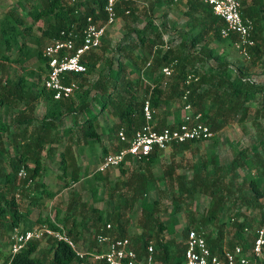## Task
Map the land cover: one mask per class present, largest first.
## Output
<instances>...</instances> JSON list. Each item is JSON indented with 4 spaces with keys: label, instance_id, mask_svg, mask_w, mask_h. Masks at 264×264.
<instances>
[{
    "label": "trees",
    "instance_id": "obj_1",
    "mask_svg": "<svg viewBox=\"0 0 264 264\" xmlns=\"http://www.w3.org/2000/svg\"><path fill=\"white\" fill-rule=\"evenodd\" d=\"M16 1L17 3L20 2V0ZM38 1L24 14L25 17L30 18L31 25L40 21L44 26L39 37H33L34 48L25 41L27 34L31 31V25L25 24L22 18L12 10L6 11L0 19V73L3 72L5 65H16L21 70L26 71L24 76L21 75L16 79H10L7 76L2 79L0 76V110L3 113L15 111L14 114H11L12 120L9 122H3L0 119L1 226L8 234L13 229L30 230L33 228L34 222L40 223L39 226L46 225L50 228H56V224H58L64 228L66 235L75 242V237L80 235L77 227L82 229L91 227L94 237L104 224L109 223L111 227L108 234L114 233L115 236H112L115 238H127L132 249L139 256L144 253L147 242L152 240L153 258L158 264H183V237L185 231L190 228L203 231L206 245L211 252L220 251L223 247L224 235L221 228L214 232L205 230L209 225L219 221L218 215L226 199V192L223 193L219 186L222 179L221 167L212 154L206 155L203 160L193 165L189 176L184 173L174 176L175 194H172L170 200L172 209L167 226H163L158 221V202L147 199V195L156 191V184L162 179L153 176L151 173V169L158 163V158L162 154L158 152L150 153L139 163H130L138 164L139 170L131 171L128 177L120 182L116 196L115 213L113 214L103 217L101 211L92 206H87L85 202H78L77 199H73L67 204L66 210L70 211L68 215L59 218L56 214L54 220L40 221L39 218H35L34 221H30L28 207L24 211L20 210L14 198L17 194L13 196L12 193L17 191L19 194L28 190L29 187L33 188L35 186L33 182L40 176L44 168L41 161L42 153L45 152L47 156H52L60 141L64 137L67 139V136L70 135V128L62 127L64 115H71L72 124L75 127L79 124L76 128L83 144H88L89 141H100V134L96 131L97 116L91 114L87 101L90 88L95 89L98 93L97 103L100 111L109 107L118 120L113 128L107 130L108 146H102L101 158L108 153H115L127 147L134 131L143 124L140 109L143 100L146 98H148L153 110L160 107L171 109L170 105L175 103L176 107L171 110L174 114L173 120L177 122L180 112L179 97L184 90L182 82L188 74L196 76L197 81L187 87L189 90L187 102L191 104L195 112L201 114V121L209 125L211 132L219 131L235 119L237 122L243 121L249 105L256 102L255 96L258 94L260 95L258 115L264 117V82L255 84L245 79L244 68L230 70L223 61V55L217 54L210 47L211 42L220 41L231 47L232 37L220 38L218 31L222 27V22L212 15L208 6L199 3L197 0L187 1L186 10L183 12V16L187 19V29L181 32L177 51L172 52L170 48L161 50V35L157 32V27L150 21H147L146 26L141 30H132L136 35L138 44L140 46L147 45L144 56H140L143 70L140 77L135 80H126L121 77L123 74L122 65L117 63L115 70L112 71L109 64L108 83L105 82L106 80L97 79L88 88L87 76L94 70L98 62V57L93 52L85 58L84 76L77 77L79 91L75 96L67 100H53L52 94L42 86V76L46 72V66L40 50L37 49L40 43L39 39H44L48 43L50 40L58 38L61 31L79 36L87 16L101 17V9L105 0H76L72 6L64 3L63 0ZM240 1L241 5L245 6L244 9H241L242 16L253 21L252 38L254 46L248 51L251 64H257L264 76V0ZM161 2L168 6L172 4V0H153L151 6L158 7ZM125 10H128L126 15H129L131 10L129 0H122L117 4V18L123 17ZM149 33L153 35V38L146 36L143 40L144 34ZM117 49L127 50V47L119 45ZM11 50H13V55L9 57L5 53ZM31 59H35L38 65L33 70H25L26 62ZM209 60L215 61L214 67H206V62ZM171 62L173 63L172 74L169 78L163 79L160 69ZM25 77H35L36 79L27 82ZM142 81L148 85H144L143 95L138 97L137 91L141 88ZM161 83L164 85L163 88H161ZM83 87L86 88L81 91ZM38 101L43 103V114L37 120L32 117V113L35 103ZM76 113L82 115L81 122L76 121ZM160 117L158 118L155 114L156 129L165 127L167 124L163 116ZM119 129L123 131L124 141H119L116 137ZM4 138L10 141V150H13L12 155H9L5 148ZM213 141L212 146L215 147L216 142ZM73 142L75 143L76 140ZM111 143L113 147L110 146ZM196 143L198 142L191 141L172 145L171 149L172 151H182ZM72 147L66 143L62 146V150L59 152L58 168L61 175L65 176V170L70 165L69 180L76 183L79 181L78 166L70 154ZM110 148L112 152L109 151ZM256 165L260 169V173L264 175V137L255 145H251L248 150H241L232 158L226 167V171H235L241 168L252 170ZM122 166H124L123 163L118 168L121 173H124L121 169ZM20 169L26 173V177L23 179L16 176ZM173 171L174 168L168 166L164 172L169 180ZM105 178L106 175L101 172H95L91 176L93 181H101ZM28 181L29 185L26 187ZM40 186L43 185L40 184ZM115 187H117L116 184L112 187V191L115 190ZM247 187L250 195L243 197L241 201L246 208H258L259 215L258 200H264V190H260L259 182L255 179H249ZM42 193L48 199L56 195L54 192H44L43 188L39 194L28 197L29 203L37 205ZM195 194H203L209 197L206 214L197 221L190 220L189 225L181 230V244H175L173 238L162 239L160 236L163 231H166L167 235L170 236L174 234L173 228L176 223L174 215L180 212L182 200H190ZM91 195L93 198L95 197V190H92ZM135 204H138L140 212V218L137 221L139 234L130 239L126 237L123 217ZM76 207H79L78 212H89V216H82L78 223L75 222ZM68 222L70 223L69 226H67ZM111 222L114 223L113 226ZM259 223L260 218L256 224L247 218H242L240 222H233L234 241L229 242L227 248L230 249L233 245H239L243 250H247ZM244 228L248 229L251 240H249V236H242ZM40 242L28 243L25 249L13 256L6 254L0 257V264H42L34 256L38 251ZM43 242L49 255L47 264L78 263L79 260L66 244L51 239H45ZM86 258L87 255L83 258V263L90 264Z\"/></svg>",
    "mask_w": 264,
    "mask_h": 264
},
{
    "label": "rangeland",
    "instance_id": "obj_2",
    "mask_svg": "<svg viewBox=\"0 0 264 264\" xmlns=\"http://www.w3.org/2000/svg\"><path fill=\"white\" fill-rule=\"evenodd\" d=\"M66 3L68 0H63ZM84 1V0H82ZM38 0H20L17 3L16 0H0V19L3 17L6 11L12 10L15 14L19 15L25 24L31 25L30 18L25 17L24 14L28 12L34 3ZM130 13L119 17L118 20L111 26L105 33L100 47L94 52V55L98 57V62L94 70L88 74V88L97 79L106 80L107 72L110 64V69L115 70L117 63L122 65L121 77L126 80H135L140 77L142 70L141 55L147 50L146 46H140L138 44L136 35L132 30H141L146 26L147 21H150L155 27L157 32L161 35V46H168L172 52L178 50V43L180 40L181 32L187 29V19L183 16V4L178 5V1L174 2L167 10L157 9L151 4L153 0H129ZM176 5V6H175ZM20 7V8H19ZM244 9L245 6H242ZM44 28L43 24L39 21L31 25V31L27 34L25 41L28 45L34 48L32 43L33 37H39L40 31ZM153 38L152 34H144L145 38ZM40 43L37 47L41 51L43 45L46 44V40L39 39ZM123 45L127 47V50H119L117 47ZM210 47L217 53L223 55V61L229 66L230 70H237L238 68H244L245 79L258 84L264 82V76L261 68L256 64H251V59L248 62L241 60L236 53L232 50L230 45L225 42H211ZM161 50L162 47H161ZM129 52V54H127ZM11 57L13 50L5 53ZM38 63L35 59H31L25 64V70H33ZM214 67L215 61L209 60L206 62V67ZM26 71L21 70L16 65H5L3 72L0 73L2 79L7 76L10 79H16L21 75H25ZM27 82L35 81L34 78L25 77ZM145 83V84H144ZM147 83L142 81L141 88L137 91V96L142 97L144 91V85ZM148 85V84H147ZM83 87L81 89L84 90ZM98 93L95 89L90 88L87 101L91 114H96V131L100 134V141H84L88 144H83V140L79 136L78 129L72 124L71 115H64L62 117V127L70 128V135L67 139L64 137L59 145L56 147L52 156H47L45 152L42 153L41 161L43 169L40 176L35 179L33 188H27L24 192L19 193L14 191L15 202L19 205L20 210L27 209L30 212L29 219L34 221L35 218H39L40 221L45 219L54 220V216L58 214L59 218L64 215H68L70 211L66 210L67 204L77 199L78 202H85L87 206H92L101 211L102 216L105 217L109 214L115 213L117 191L119 189L120 182L124 181L131 171L139 170L138 164H129L122 166L121 169L124 173L120 172V169L111 168L104 172L106 178L101 181L91 180V176L97 172L96 167L101 161V149L102 146H108L106 139V132L108 128H113L117 124L118 120L114 113H112L109 107H106L103 111H100L99 104L97 103ZM257 99L255 103L249 105L246 117L243 121L237 122L236 119L225 125L221 130L215 132L212 131V137L206 141H201L196 144L190 145L188 148L182 151H168L160 154L158 163L151 169L153 176L161 177L162 179L156 184V191H152L147 195L149 201L156 200L158 202V221L167 226L171 216V197L175 194V181L174 176L179 174H185L189 176L192 166L197 162L203 160L206 155L212 154L216 157L218 164L221 167V181L219 186L222 192L225 194V202L222 205L221 212L218 215L219 221L206 227L205 230H211L214 232L218 228H221L223 232V247L227 248L229 242L234 241L233 237V222H240L242 218H247L252 221L253 224L259 222L258 208L249 209L242 203L243 197H248L250 191L247 187L249 179H255L259 182L260 190H264V175L260 173V169L256 165L254 169L248 170L246 168L237 169L235 171H226L227 165L231 159L234 158L241 150H248L251 145H255L264 137V117H259L258 111L260 109V95H256ZM171 109L176 107L174 103ZM8 111L3 113L0 110V119L9 122L11 115ZM257 112V113H256ZM32 117L34 119H40L43 114V103L38 101L35 103ZM76 113V121H82V115ZM158 116V113L156 114ZM116 130V129H114ZM76 142L74 143L73 141ZM112 140V139H111ZM216 146H212L214 142ZM3 143L9 155L13 154V150H10V141L6 138L3 139ZM70 144L73 146L70 150V154L73 156L76 165L78 166V178L79 181L72 183L69 180V172L71 166L66 168L65 176H62L58 168L59 152L62 150L64 144ZM113 147L112 143L110 144ZM112 152L111 148L109 150ZM8 156V155H7ZM7 162V161H6ZM68 162V161H67ZM168 166L174 168L169 180L164 173ZM17 181V179H16ZM17 183V182H16ZM43 185L42 187L40 186ZM115 190L112 191L114 185ZM230 184V185H229ZM40 186V187H39ZM44 192H54L56 195L51 199L45 197L42 193L37 205H31L29 198L33 195H37L43 190ZM92 190H95V199L92 197ZM263 199H259L258 202ZM209 206V197L203 194H195L190 200H182L180 212L174 215L176 223L174 225V234L172 236L167 235L166 231H163L161 238L169 240L174 239L175 244H181V230L189 225L190 220L197 221L201 216L206 214ZM79 207H76L75 222H79L82 216H89L88 211L78 212ZM140 218L139 206L135 204L131 210L125 213L123 221L126 228V237L130 239L139 234L137 227V221ZM233 221V222H231ZM69 222L67 226H69ZM40 223L34 222L32 227L39 226ZM113 226L114 223L111 222ZM191 227V225H190ZM256 227V226H255ZM66 228V227H65ZM79 234L75 240L77 248L81 251H88L94 248L93 243V230L91 227L79 228L77 227ZM111 236L114 235L110 234ZM115 236V235H114ZM242 236L250 239L249 231H242ZM153 245V241L149 240ZM147 242V243H148ZM8 253L7 251V231L0 224V257H3ZM42 264H47L49 255L47 249L44 247V242L41 241L38 247V251L34 254Z\"/></svg>",
    "mask_w": 264,
    "mask_h": 264
},
{
    "label": "built area",
    "instance_id": "obj_3",
    "mask_svg": "<svg viewBox=\"0 0 264 264\" xmlns=\"http://www.w3.org/2000/svg\"><path fill=\"white\" fill-rule=\"evenodd\" d=\"M122 0H105L101 9V17L87 16L80 35L61 31L59 37L50 40L41 48V56L45 60L46 72L42 76V86L52 94L55 101L73 98L79 91L78 76L85 74V58L95 52L107 30L116 22V6ZM177 0H172L176 2ZM208 6L214 17L222 22L219 36L222 39L232 37L231 48L236 55L248 62L249 49L254 46L252 38L253 21L241 14L240 0H197ZM76 0H68L67 5L72 6ZM128 14V10L124 11ZM78 42V43H77ZM163 50L169 49L162 46ZM171 62L160 69L163 79L172 74ZM148 66V64H146ZM197 81L193 74L185 76L182 86L184 88L179 97L180 115L178 121L172 119L160 129H156L155 110L150 107L148 98L141 104V117L143 124L134 131L126 148L115 153L106 154L96 167L97 172H104L117 168L121 163L124 166L130 163H139L152 152L164 153L172 145L185 142H201L212 137L209 125L201 121V114L195 112L187 102L188 86ZM119 141H124L122 129L116 133ZM128 158V160H126ZM17 178L23 179L26 173L18 170ZM29 181L26 183V187ZM260 223L254 231V238L247 250L239 245L230 249L221 247L218 252H211L206 245L203 231L188 229L183 237V264H264V200L259 202ZM110 224H104L94 235L95 248L91 251H81L75 242L66 235L64 228L56 224V228L46 225L36 226L30 230L19 231L13 229L7 234L8 255L13 256L25 249L30 242H40L45 239L66 244L74 256L79 260L77 264H84L83 258L87 255L90 264H158L153 258V246L148 242L145 251L140 256L132 249L127 238H115L108 234ZM247 231L246 228L243 229Z\"/></svg>",
    "mask_w": 264,
    "mask_h": 264
},
{
    "label": "crops",
    "instance_id": "obj_4",
    "mask_svg": "<svg viewBox=\"0 0 264 264\" xmlns=\"http://www.w3.org/2000/svg\"><path fill=\"white\" fill-rule=\"evenodd\" d=\"M179 3H178V5H182L183 4V12L186 10V5H187V1L188 0H177ZM174 2H172V4H173ZM172 4L171 5H166V4H164V3H160V5L158 6V7H156L157 9H162V10H167L169 7H171L172 6ZM176 6V5H175ZM118 20V18L116 19V21ZM184 30H186V29H184ZM164 87V85L161 83V88H163ZM14 112L15 111H11V112H9V115H11V114H14ZM155 112H156V114L158 113V118L161 116H163V118H164V121L166 122V123H169L173 118H174V114H173V112H172V110L171 109H166L165 107H160L159 109H157V110H155ZM179 115H180V112L178 113V117H179ZM160 117V118H161ZM3 121V120H2ZM4 122V121H3ZM223 128V127H222ZM221 128V129H222ZM220 129V130H221ZM107 133V132H106ZM106 139H107V136H106ZM107 142V141H106Z\"/></svg>",
    "mask_w": 264,
    "mask_h": 264
}]
</instances>
